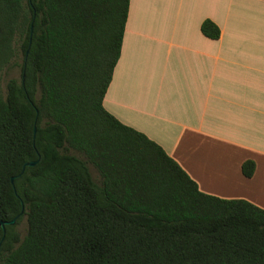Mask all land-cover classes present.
Masks as SVG:
<instances>
[{"label":"trees","instance_id":"trees-1","mask_svg":"<svg viewBox=\"0 0 264 264\" xmlns=\"http://www.w3.org/2000/svg\"><path fill=\"white\" fill-rule=\"evenodd\" d=\"M128 3L0 0V264H264V210L199 192L103 108Z\"/></svg>","mask_w":264,"mask_h":264},{"label":"crops","instance_id":"crops-1","mask_svg":"<svg viewBox=\"0 0 264 264\" xmlns=\"http://www.w3.org/2000/svg\"><path fill=\"white\" fill-rule=\"evenodd\" d=\"M205 20L217 40L201 34ZM102 105L199 192L264 210V0H129Z\"/></svg>","mask_w":264,"mask_h":264},{"label":"rangeland","instance_id":"rangeland-1","mask_svg":"<svg viewBox=\"0 0 264 264\" xmlns=\"http://www.w3.org/2000/svg\"><path fill=\"white\" fill-rule=\"evenodd\" d=\"M3 82L1 83V89L3 90ZM80 156V155H79ZM81 157V156H80ZM82 158V157H81ZM88 167H89V170H90V172H91V175H92V177L95 179V180H97L98 179V174H97V172H96V170L91 166V165H88ZM25 229H26V222H25V219H23L21 222H20V224L16 227V230H17V232H18V234L20 235V236H23L24 235V233H25Z\"/></svg>","mask_w":264,"mask_h":264},{"label":"water","instance_id":"water-1","mask_svg":"<svg viewBox=\"0 0 264 264\" xmlns=\"http://www.w3.org/2000/svg\"><path fill=\"white\" fill-rule=\"evenodd\" d=\"M34 164H35V162L26 163V164L24 165V167H30V166H33ZM24 167H23V168H24ZM22 213H23V209L21 210L20 215H22ZM14 223H15V220H11V221H9V222H0V227H1L2 230L4 231V226H5V225H10V226H12V225H14Z\"/></svg>","mask_w":264,"mask_h":264}]
</instances>
